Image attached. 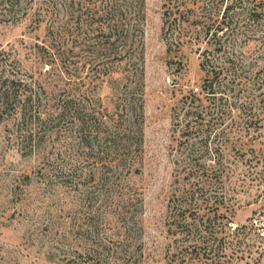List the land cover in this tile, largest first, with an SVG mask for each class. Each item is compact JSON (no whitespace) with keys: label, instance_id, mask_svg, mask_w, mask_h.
Instances as JSON below:
<instances>
[{"label":"rangeland","instance_id":"rangeland-1","mask_svg":"<svg viewBox=\"0 0 264 264\" xmlns=\"http://www.w3.org/2000/svg\"><path fill=\"white\" fill-rule=\"evenodd\" d=\"M2 1L0 91L16 80L33 100L0 107V264H264V25L237 29L241 64L207 93L213 39L191 14L163 29L165 0H144L143 39L105 68L94 0ZM64 91L96 102L91 148L52 115Z\"/></svg>","mask_w":264,"mask_h":264},{"label":"trees","instance_id":"trees-1","mask_svg":"<svg viewBox=\"0 0 264 264\" xmlns=\"http://www.w3.org/2000/svg\"><path fill=\"white\" fill-rule=\"evenodd\" d=\"M171 1L172 0H165L163 2V29L169 27L165 30H170L171 33H174L178 28L182 27L183 24L185 25L191 14V17L195 19L191 22H187V24L191 23L193 27L197 28L199 26L198 32H200V34H209L211 39H213V42L210 41L209 43L213 44L215 47L213 49L201 50L199 53V65L200 68L205 71L204 82L207 83L205 90L207 93L216 92L215 90L220 91V89H222L223 92L226 91L227 82L225 81L227 77L235 76V72L230 71L229 68L235 67L238 63L241 64V59H236L237 52H232V36L236 35L238 28H242L244 29L243 31L247 32L251 31V28H258L264 25V0H220V6H222L221 11H216L219 6L212 11L213 4L218 3L217 0H204L202 2L193 1L195 4L192 9H190L191 12H189L185 6H178L177 4L174 9L173 5L170 4L172 3ZM2 2L6 4V7H13L19 0H3ZM93 3L95 7L92 11L99 15L97 20H99L98 22L100 25L98 26L99 30L97 34H100L101 38L104 39L101 49L98 50L96 54L98 58L97 63L103 65V68H105L108 60H112L116 53L124 51L122 48L125 46L130 48L132 38H136L138 35L140 39H143V31L140 23L145 16V3L144 0H94ZM180 7L182 8L181 10ZM205 9L209 11L207 16L205 15ZM211 16H216L215 19L218 20L217 26H213V23L209 24ZM195 30L197 29L194 28V30L191 31L192 35ZM219 31H222L221 34H218ZM102 59H104V61H102ZM140 76L143 77L142 70ZM4 83L7 85L5 91H0V107L3 106L4 108L14 103L23 106L25 101L28 103L33 100L30 96L27 97L28 92L23 89L25 87L24 84L16 80L8 79H6ZM21 85H24V87H20ZM20 88L23 92H19ZM83 94L85 95V93ZM57 101L58 103L54 110L56 112L52 114L54 115V119L62 120L69 117L72 120V125L79 128V140L87 147L89 144L84 143L87 134H89L87 124L92 123V121L95 124L97 118L96 113L99 111L96 110V102L91 101L89 97L86 99L73 97V95L65 93V91L63 96ZM122 109L121 107V110ZM19 115H22L20 116L21 118L26 116L25 113L22 114L21 112ZM114 116L117 117V114L113 113L111 117L114 118ZM51 118L53 117H45L43 123L49 121ZM138 131L139 136H141V129ZM102 143L101 146H103V148L97 150L98 152L101 151V155H103L99 160V162H102L101 166L107 168V164L112 166L114 163H118L120 154L117 155L115 150H113L110 140L104 139ZM105 157L106 159L109 158L107 160L108 163H106ZM192 196H194L193 193ZM214 216L215 215L211 218L207 216L203 221L200 219L205 232L207 231L205 223H207V221L209 222L208 224L213 223ZM195 221L198 222L199 220L195 219ZM210 233L211 232H209V234ZM200 243L203 244V246H201ZM206 243H208L206 238L200 240L198 249L201 250V252L195 250L197 255L202 256L203 253L205 254V251L208 249ZM192 250L193 249H191L190 252H192Z\"/></svg>","mask_w":264,"mask_h":264}]
</instances>
